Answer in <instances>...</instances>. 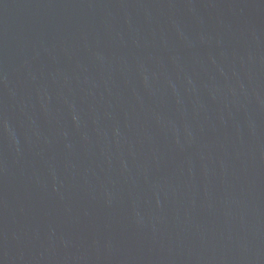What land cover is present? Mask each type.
I'll return each mask as SVG.
<instances>
[{
  "label": "water",
  "instance_id": "95a60500",
  "mask_svg": "<svg viewBox=\"0 0 264 264\" xmlns=\"http://www.w3.org/2000/svg\"><path fill=\"white\" fill-rule=\"evenodd\" d=\"M0 264H264V0H0Z\"/></svg>",
  "mask_w": 264,
  "mask_h": 264
}]
</instances>
